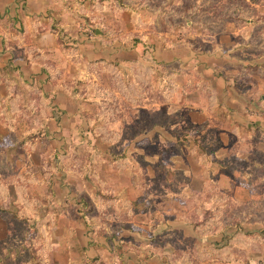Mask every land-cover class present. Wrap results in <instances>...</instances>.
<instances>
[{"label": "rangeland", "instance_id": "rangeland-1", "mask_svg": "<svg viewBox=\"0 0 264 264\" xmlns=\"http://www.w3.org/2000/svg\"><path fill=\"white\" fill-rule=\"evenodd\" d=\"M0 209V264H264V0H0Z\"/></svg>", "mask_w": 264, "mask_h": 264}, {"label": "crops", "instance_id": "crops-1", "mask_svg": "<svg viewBox=\"0 0 264 264\" xmlns=\"http://www.w3.org/2000/svg\"><path fill=\"white\" fill-rule=\"evenodd\" d=\"M40 2V23L46 19V16H49V11L52 9V1L53 0H38ZM32 2V3H36ZM31 2H29V5L33 7ZM54 14V13H53ZM153 260V258L151 259ZM135 264V263H134Z\"/></svg>", "mask_w": 264, "mask_h": 264}, {"label": "trees", "instance_id": "trees-1", "mask_svg": "<svg viewBox=\"0 0 264 264\" xmlns=\"http://www.w3.org/2000/svg\"><path fill=\"white\" fill-rule=\"evenodd\" d=\"M6 212H7L6 210H1V209H0V213L4 214V213H6Z\"/></svg>", "mask_w": 264, "mask_h": 264}]
</instances>
